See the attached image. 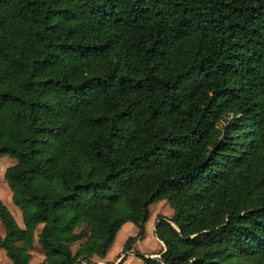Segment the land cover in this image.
Returning a JSON list of instances; mask_svg holds the SVG:
<instances>
[{
    "label": "trees",
    "instance_id": "trees-1",
    "mask_svg": "<svg viewBox=\"0 0 264 264\" xmlns=\"http://www.w3.org/2000/svg\"><path fill=\"white\" fill-rule=\"evenodd\" d=\"M4 155L12 264H264V0H0Z\"/></svg>",
    "mask_w": 264,
    "mask_h": 264
},
{
    "label": "crops",
    "instance_id": "crops-1",
    "mask_svg": "<svg viewBox=\"0 0 264 264\" xmlns=\"http://www.w3.org/2000/svg\"><path fill=\"white\" fill-rule=\"evenodd\" d=\"M14 164L15 163H12V161H9V162L6 161L5 164L4 163L1 164L2 165V170L0 172V200L3 202V204L8 208L10 213L13 215V217H14L15 221L17 222V224L20 227H22L21 212L12 202V192H11L10 188L8 187L7 184L6 185L4 184V182H5L4 172H5V170L8 167H10V166H12ZM12 204L16 208H14L12 206ZM0 226H1L0 228L2 229V233H0V235H3L4 234V228H3L1 223H0ZM124 228L128 229L129 237L135 236L136 233H137V229H136V227L133 224L132 225H128L127 223H125V224L122 225V229L121 228L120 229L123 230ZM40 229H41V225H39L36 228V231H35L34 248L32 250H30V256H31L30 260H29L30 264H46V263H44L45 255H44V253L42 252L41 248L39 247V245L37 243V235L39 234ZM118 234H120V232ZM146 237H147V233L145 232L144 238L142 240L138 241L133 246V249H135L136 251L140 252L145 257L148 256L149 258L157 259L156 257H158V254L161 251L163 246L154 237V234H153V231H152L151 238L157 243V249H156L155 252H145L143 250V248H141V246H142L143 242L145 241ZM127 238L128 237H126L125 240L123 239L122 245L115 252H113V250H112V245H113L112 244L111 247L109 248V250L107 251L106 256H105L104 259H100V258L94 256L92 258V261L95 262L96 264H105L106 262H109V261L118 262L121 258H119L118 260H117V258L119 256H121V257L123 256L122 260L124 261V264H144L141 259H139L138 257L135 256L133 250L127 251L124 254H122L123 245L125 244V241L127 240ZM160 244H161V246H160ZM0 264H12L11 261L7 258L5 252L2 249H0Z\"/></svg>",
    "mask_w": 264,
    "mask_h": 264
},
{
    "label": "rangeland",
    "instance_id": "rangeland-1",
    "mask_svg": "<svg viewBox=\"0 0 264 264\" xmlns=\"http://www.w3.org/2000/svg\"><path fill=\"white\" fill-rule=\"evenodd\" d=\"M6 161L7 162L12 161V163H15V159H13L7 155L0 157V163L1 164L2 163L5 164ZM1 164H0V172L2 170ZM4 184L6 185L5 182H4ZM12 206L14 208H16L13 204H12ZM158 215H163L166 217H171V215H172V210L170 209L168 203L165 200L155 202L149 207V218H148L146 225H145V232L147 233V237L141 246V248H143V250L145 252H155L157 249V243L151 238V234H152V231L154 228L156 216H158ZM127 224L132 225L131 223H127ZM121 229H122V227H121ZM120 230L118 231V233L120 232V234L117 233L115 241L112 245L113 252H115L122 245L123 239L125 240L126 237H129V235H128L129 231L127 228H124L121 231ZM0 233H2L1 228H0ZM84 235H85V230L80 231L78 240L75 243L71 244V249L73 252H75L77 250L79 244L84 241V239H85ZM160 246H161V244H160Z\"/></svg>",
    "mask_w": 264,
    "mask_h": 264
},
{
    "label": "water",
    "instance_id": "water-1",
    "mask_svg": "<svg viewBox=\"0 0 264 264\" xmlns=\"http://www.w3.org/2000/svg\"><path fill=\"white\" fill-rule=\"evenodd\" d=\"M123 258V257H122ZM122 258L119 260V262L122 260ZM156 258H158V257H156Z\"/></svg>",
    "mask_w": 264,
    "mask_h": 264
}]
</instances>
